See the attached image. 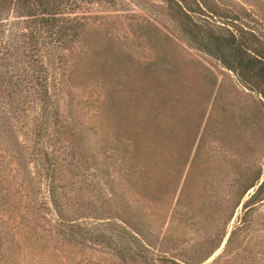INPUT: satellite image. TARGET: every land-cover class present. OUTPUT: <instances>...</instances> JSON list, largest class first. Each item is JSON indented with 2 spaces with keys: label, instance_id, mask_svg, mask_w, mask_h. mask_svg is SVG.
<instances>
[{
  "label": "trees",
  "instance_id": "1",
  "mask_svg": "<svg viewBox=\"0 0 264 264\" xmlns=\"http://www.w3.org/2000/svg\"><path fill=\"white\" fill-rule=\"evenodd\" d=\"M95 1L0 0V264H8V244L34 252L37 264H69V245L87 240L129 258L139 249L129 250L122 238L142 242V248L153 246L137 210L119 193L115 202L110 194H91L90 188L86 193L79 177L91 154L84 144L86 128L100 135L106 157L115 160V189L149 206L168 200L175 224L184 226L187 219L215 223L224 207L231 213L240 204L238 224L228 233L224 251L235 229L249 222V210L264 204V161L249 166L232 158L248 149V133L257 132L264 145V33L244 25L213 26L212 11L199 1L191 6L163 0L176 33L232 77V96L211 99L187 164L199 120L184 115L180 122L181 111L174 112L177 99L169 97L164 82L116 80L121 57L98 36L109 34L107 22L84 12ZM199 12L202 22L194 17ZM94 21L93 36L84 38ZM76 87L94 93L86 127L70 120L58 104L62 94ZM114 90L115 103L102 109L100 97L112 101ZM167 111L173 112L168 116ZM221 172L229 176L220 177ZM100 223L107 233L92 232ZM215 229L187 245L172 232L162 233L153 247L155 259L159 264H200L225 234L211 246ZM10 264L20 263L14 257Z\"/></svg>",
  "mask_w": 264,
  "mask_h": 264
},
{
  "label": "rangeland",
  "instance_id": "2",
  "mask_svg": "<svg viewBox=\"0 0 264 264\" xmlns=\"http://www.w3.org/2000/svg\"><path fill=\"white\" fill-rule=\"evenodd\" d=\"M198 1L205 9L212 11L213 17L209 21L213 23V26L222 25L233 29L244 25L264 33V0H184L191 6H195ZM76 11L81 12L80 9ZM84 12L90 16H102V20L107 22L109 34L98 36L103 42L106 40L111 45L110 49L115 51V55L121 57L117 66L116 80L164 82L171 90L169 97L177 99L174 101V112L181 111L180 122L184 115L195 119L197 117L200 123L187 159L188 164L211 99L218 94L222 97L232 96L228 90L232 82L231 74L212 56L187 45L173 28L170 19L171 9L163 0H99L90 3L89 8ZM200 13L202 12L194 17L202 22L203 18L200 17L203 16ZM95 19L97 21L99 18ZM96 21L86 28L84 38L93 36ZM175 90L178 92L174 93ZM93 99L94 93L91 89L76 87L69 89L67 94H62L58 104L62 113L70 120L84 124L85 120L91 116ZM109 102L115 103V90L112 101L104 95L98 101L102 109ZM171 112L167 111V115L170 116ZM84 136V144L91 154L88 156L87 169L79 177L84 189H87L86 193L90 188L91 194L92 192H101L103 196L110 194L113 202H115V192L119 193L122 202L130 204L132 209L137 210L138 218L143 223V232L147 238L151 239L153 246L142 248V242L135 243L128 238H122V244L131 248L129 250L139 249L137 255L134 254L133 258H129L126 254L121 257L112 248L101 247L95 241L92 243L87 240L88 242L83 244L69 245V264H159L155 259L153 247L162 233L172 232L180 239L178 242L187 245L193 240L200 241L215 233V228L218 233L211 246L216 244L222 232L225 231V234L219 246L200 264H264V204H257L255 209L249 210L246 214L249 222L243 228L235 229L227 248L223 251V244L228 233L238 224L237 219L241 214L240 204L231 213H229L230 208L224 207L215 223L196 220L194 224H191L187 219L184 226L175 224L177 215L169 218L168 200L161 205L149 206L128 192H118L115 189L114 158L106 157L108 156L107 147L99 143V134L86 128ZM245 137L249 140L248 149L239 158L235 156L232 158L240 159L243 165L249 166L264 161V145L259 142L258 133H248ZM182 176L183 173L178 187ZM219 176L226 177L229 173L221 172ZM176 193L177 190L174 197ZM173 201L174 198L171 202ZM216 223L217 226H215ZM100 230L108 232V228L103 226V223L93 228L92 232ZM4 251L8 264L14 257L20 264H37L34 252L27 248H16L8 244Z\"/></svg>",
  "mask_w": 264,
  "mask_h": 264
}]
</instances>
